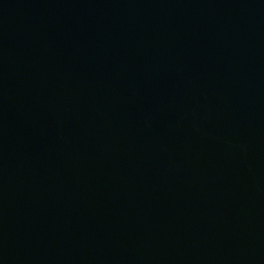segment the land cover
Returning a JSON list of instances; mask_svg holds the SVG:
<instances>
[{
	"label": "water",
	"instance_id": "water-1",
	"mask_svg": "<svg viewBox=\"0 0 264 264\" xmlns=\"http://www.w3.org/2000/svg\"><path fill=\"white\" fill-rule=\"evenodd\" d=\"M0 264H264V0H0Z\"/></svg>",
	"mask_w": 264,
	"mask_h": 264
}]
</instances>
